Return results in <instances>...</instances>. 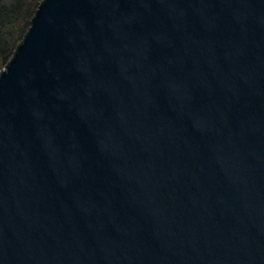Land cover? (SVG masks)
I'll list each match as a JSON object with an SVG mask.
<instances>
[{"label":"water","instance_id":"95a60500","mask_svg":"<svg viewBox=\"0 0 264 264\" xmlns=\"http://www.w3.org/2000/svg\"><path fill=\"white\" fill-rule=\"evenodd\" d=\"M0 264H264V0H44L0 71Z\"/></svg>","mask_w":264,"mask_h":264},{"label":"trees","instance_id":"16d2710c","mask_svg":"<svg viewBox=\"0 0 264 264\" xmlns=\"http://www.w3.org/2000/svg\"><path fill=\"white\" fill-rule=\"evenodd\" d=\"M44 0H0V71L16 54Z\"/></svg>","mask_w":264,"mask_h":264},{"label":"rangeland","instance_id":"374dc122","mask_svg":"<svg viewBox=\"0 0 264 264\" xmlns=\"http://www.w3.org/2000/svg\"><path fill=\"white\" fill-rule=\"evenodd\" d=\"M4 68H5V67H4ZM4 68H3V69H4Z\"/></svg>","mask_w":264,"mask_h":264}]
</instances>
